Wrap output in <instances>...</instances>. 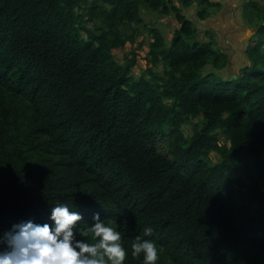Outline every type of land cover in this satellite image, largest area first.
<instances>
[{"label": "trees", "instance_id": "trees-1", "mask_svg": "<svg viewBox=\"0 0 264 264\" xmlns=\"http://www.w3.org/2000/svg\"><path fill=\"white\" fill-rule=\"evenodd\" d=\"M169 1L0 0V235L63 202L121 232L124 264L147 226L157 264H264V217L232 175L264 178V26L227 52ZM145 10L179 28L121 62Z\"/></svg>", "mask_w": 264, "mask_h": 264}, {"label": "clouds", "instance_id": "clouds-1", "mask_svg": "<svg viewBox=\"0 0 264 264\" xmlns=\"http://www.w3.org/2000/svg\"><path fill=\"white\" fill-rule=\"evenodd\" d=\"M49 223L20 221L0 235V264H124L126 248L121 232L94 213L89 226L67 203L51 208ZM147 226L131 244V256L141 264H157L159 248ZM91 241V242H89Z\"/></svg>", "mask_w": 264, "mask_h": 264}, {"label": "rangeland", "instance_id": "rangeland-1", "mask_svg": "<svg viewBox=\"0 0 264 264\" xmlns=\"http://www.w3.org/2000/svg\"><path fill=\"white\" fill-rule=\"evenodd\" d=\"M257 3V8H259V10H251L249 8V13L250 15L253 17L255 16L256 18L260 17V22H264V14L261 11L262 9H260L261 7H264V0H256ZM172 5H176L178 8H181L184 10V13L186 15V17L190 20H192L193 22H195V26L196 27H200L202 25L201 20L198 19L197 17V13L199 11L202 10H211L213 8H211L210 6H208V4L203 5L202 0H195V2L191 3L192 5L189 7H185L182 2L183 0H170L169 1ZM211 2L215 3H221L223 4L221 7H223V9L225 8H230V11H232V14H229L230 17H232L234 15L238 16V15H242L244 14V11L242 10V8L244 7L245 4V0H211ZM203 6H202V5ZM254 8V7H252ZM217 9V8H215ZM222 9V10H223ZM222 10H219V12H221ZM143 18L145 19L143 25L145 26H138V28H140V33L142 34L141 36L138 37L137 42L134 44H128L127 47L125 49L122 50H118L117 53V58L119 60H122L121 62L124 61L125 57L127 55H129V53L136 48H139L140 46H147L149 45V39H150V35H147L146 31L149 30V28H158L167 38H171V36H173V33L175 32V30H177L179 28V24L177 22V20L175 19V17L172 16H165L161 13H157L154 14L151 11L147 12L146 10L143 12ZM247 22H249L248 19H245ZM250 25H253L252 21L250 20ZM205 32V29H204ZM210 32V33H207ZM207 32L204 33L203 37L205 41H208L209 39L212 38V41L215 42L219 39L218 33L216 34L215 30L212 28H208ZM213 37H212V36ZM211 37V38H210ZM214 38V39H213ZM255 39V37L253 38V40ZM215 40V41H214ZM253 40H248V42L246 43V46H248L249 44H251V42H253ZM219 41V40H218ZM219 45V44H218ZM219 49H221L218 46ZM245 48H243L242 52L244 51ZM234 54L235 59H237L236 61V65L234 68H232V73H236V70H238V66H241L242 64H246L248 66V60L244 55H239L236 51V54ZM239 55V56H238ZM137 73H139V69H136ZM220 74L224 75V76H228L227 72L225 70H221ZM190 129V128H188ZM262 159L264 161V157L262 156ZM234 178H239V179H243L244 181V188L241 190L240 194L242 196V199L244 200V204L246 206H249L251 208V210L257 215V216H263L264 217V203H260V199L264 200V178H258L256 176H254V173L251 172H247L245 170H238V171H234L232 173Z\"/></svg>", "mask_w": 264, "mask_h": 264}, {"label": "crops", "instance_id": "crops-1", "mask_svg": "<svg viewBox=\"0 0 264 264\" xmlns=\"http://www.w3.org/2000/svg\"><path fill=\"white\" fill-rule=\"evenodd\" d=\"M251 1L254 3L253 5L250 4ZM251 1L245 0L244 7L242 8L243 11L245 10L243 16L238 15L234 17L233 15L232 17H230L229 14H232L230 8L223 9V7H220L217 9L213 8L211 10H207L210 12V15L206 20L201 21L202 25L200 27H196L194 25L198 29L200 40L205 41L203 40L204 33L207 32L208 28H212L215 30L216 34L218 33L219 36V41L214 40V43H216L217 46H219L221 49L223 48L228 52L231 50H243V48L246 49L247 47H249L250 44L246 46L248 40H253L254 37L255 39L253 40V42L257 40L258 26H264V22H260V17L256 18L255 16L252 17L250 15L249 8L251 9L252 7H254L253 9L259 10V8H257L256 6L258 2L256 0ZM219 4L221 6L223 5L221 3ZM260 9H262L261 11L264 14V7H261ZM219 10L222 11L219 12ZM245 19H248L249 22H247ZM250 20L252 21L253 25H250ZM206 42H212V38ZM253 42H251V44Z\"/></svg>", "mask_w": 264, "mask_h": 264}]
</instances>
